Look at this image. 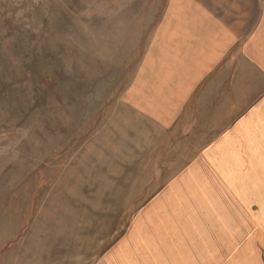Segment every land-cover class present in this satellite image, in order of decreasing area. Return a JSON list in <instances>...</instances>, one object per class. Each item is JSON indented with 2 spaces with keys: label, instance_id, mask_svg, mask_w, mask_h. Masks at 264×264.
Returning <instances> with one entry per match:
<instances>
[{
  "label": "rangeland",
  "instance_id": "obj_1",
  "mask_svg": "<svg viewBox=\"0 0 264 264\" xmlns=\"http://www.w3.org/2000/svg\"><path fill=\"white\" fill-rule=\"evenodd\" d=\"M165 1L0 0V264H83L84 248L97 258L136 220L167 218L221 231L217 263L264 264V120L225 171L232 195L215 188L219 166L198 163L228 123L214 105L120 148L140 124L134 78ZM100 152L108 164L91 163Z\"/></svg>",
  "mask_w": 264,
  "mask_h": 264
},
{
  "label": "crops",
  "instance_id": "obj_2",
  "mask_svg": "<svg viewBox=\"0 0 264 264\" xmlns=\"http://www.w3.org/2000/svg\"><path fill=\"white\" fill-rule=\"evenodd\" d=\"M133 85L140 124L129 141L127 137L119 141L120 148L127 142L144 148L150 137L145 129L174 127L177 119L190 115V106L193 114L186 119L193 120L201 105L208 116L209 106L214 105L216 121L228 123L199 153L198 163L206 164L208 170L219 166L222 181L215 188L220 192L222 186L229 188L232 195L233 174L225 171L238 170L240 148H247L256 122L264 120V0H166ZM213 87L220 90L214 98L208 92ZM99 154L92 164L110 162ZM169 219L159 227L146 223L141 227L136 220L97 258L84 248L83 264H221L217 263L221 231L205 223L194 235L181 233L175 219ZM144 238L148 246L141 245ZM194 250L196 256H192Z\"/></svg>",
  "mask_w": 264,
  "mask_h": 264
}]
</instances>
